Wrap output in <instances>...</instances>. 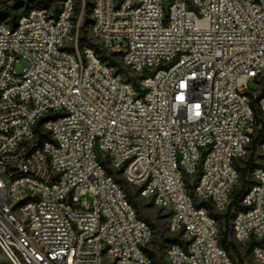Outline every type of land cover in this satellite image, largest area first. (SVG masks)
Segmentation results:
<instances>
[{"label":"built area","instance_id":"1","mask_svg":"<svg viewBox=\"0 0 264 264\" xmlns=\"http://www.w3.org/2000/svg\"><path fill=\"white\" fill-rule=\"evenodd\" d=\"M85 8L0 21V251L10 264H155V230L121 177L181 234L169 264H237L218 214L254 153L229 227L264 264V0H90L107 57L81 41Z\"/></svg>","mask_w":264,"mask_h":264},{"label":"rangeland","instance_id":"2","mask_svg":"<svg viewBox=\"0 0 264 264\" xmlns=\"http://www.w3.org/2000/svg\"><path fill=\"white\" fill-rule=\"evenodd\" d=\"M86 1V8L83 13L84 18L82 20V26L85 30V40L82 41V43H86L96 50L102 51L98 43H95L92 41V37L90 34V22H88L86 19L90 18V0ZM62 0H51L50 7L58 9L61 6ZM83 0H77V5H82ZM81 10L78 14H80ZM114 61L116 66L121 69L122 64L119 59V57L114 56ZM27 66V62L25 59H20L16 63V71L19 74H22L24 71V68ZM260 82L257 81H250V88L259 91L261 89ZM125 185H127V188L132 192L133 194V200L132 202L137 208V212L139 216L147 220L154 228L155 235L154 238L150 244V249L155 252L154 256V262L155 264H169L166 257V249L168 246V242L164 239L167 236L174 237L177 235L176 233H173L169 229V216L168 212L163 210L162 208L156 206L151 200L142 198L138 194L137 186L134 184L127 183L123 178L120 177ZM248 179V178H247ZM192 186V185H191ZM242 187V182L237 186L236 191L239 192ZM89 201H92L91 197H88ZM223 227L225 226V220H222ZM229 240L234 243L239 248V254L232 251V256L236 260L237 264H256L253 260L250 251L247 250L248 245H244L242 242H240L232 233L229 235ZM0 260L4 264H10L8 259L5 257V255L0 251Z\"/></svg>","mask_w":264,"mask_h":264},{"label":"trees","instance_id":"3","mask_svg":"<svg viewBox=\"0 0 264 264\" xmlns=\"http://www.w3.org/2000/svg\"><path fill=\"white\" fill-rule=\"evenodd\" d=\"M50 3H51V0H0V21H5L9 25L14 27L17 25L19 18L23 14H26L27 12H29L30 9H32L35 6L50 7ZM89 4H90V2H89ZM77 11H79V5H77ZM89 11H90V8H89ZM86 20L88 22H90V24H91V18H87ZM80 38H81V41H84L86 38L85 37V30H84L83 26L81 27ZM97 51L100 54H102L104 57L106 56L103 51H100V50H97ZM44 120H45V118L42 119L41 122H43ZM263 130H264V127H263ZM263 130H261V133H263ZM253 156H254V153H252L251 156L249 157V159L245 162V166L240 167L241 176H242L241 190L239 192H237L236 190L234 191L233 201L229 205L227 212L224 214H218L219 218L221 219L222 241H223L224 245L228 248L231 255H232V251L236 252L237 254H239L240 252H239V248L229 240V235H230L229 218H230L231 210L234 207H242V205H241L242 195H243L244 191L246 190L247 186L251 182L247 178H248L249 168L252 165ZM118 180L124 184L122 179L118 178ZM125 187L128 191V196H129L130 200L132 201L134 198L133 194L127 188V185H125ZM168 216H169V214H168ZM222 220H225V226L224 227H223ZM180 237H181V234L179 233V234L175 235L174 237L167 236L164 239L169 244L173 241H179ZM251 247H252V243L248 245L247 250L250 251ZM147 250H148L149 254L154 258L155 252L153 250H151L150 248H148Z\"/></svg>","mask_w":264,"mask_h":264}]
</instances>
